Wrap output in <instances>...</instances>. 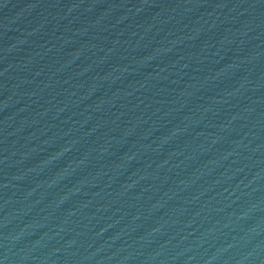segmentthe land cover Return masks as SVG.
Here are the masks:
<instances>
[{"label": "water", "instance_id": "obj_1", "mask_svg": "<svg viewBox=\"0 0 264 264\" xmlns=\"http://www.w3.org/2000/svg\"><path fill=\"white\" fill-rule=\"evenodd\" d=\"M0 264H264V0H0Z\"/></svg>", "mask_w": 264, "mask_h": 264}]
</instances>
